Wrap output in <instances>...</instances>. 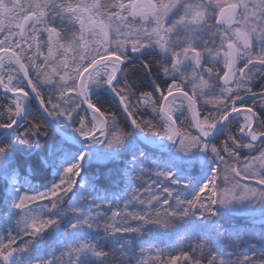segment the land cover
Returning <instances> with one entry per match:
<instances>
[{
  "label": "snow or ice",
  "instance_id": "1",
  "mask_svg": "<svg viewBox=\"0 0 264 264\" xmlns=\"http://www.w3.org/2000/svg\"><path fill=\"white\" fill-rule=\"evenodd\" d=\"M0 264H264V0H0Z\"/></svg>",
  "mask_w": 264,
  "mask_h": 264
}]
</instances>
